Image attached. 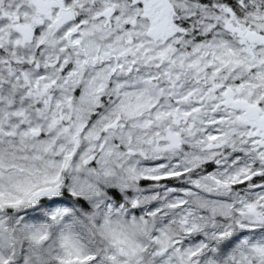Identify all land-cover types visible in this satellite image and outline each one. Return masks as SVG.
Wrapping results in <instances>:
<instances>
[{
	"label": "snow or ice",
	"instance_id": "snow-or-ice-1",
	"mask_svg": "<svg viewBox=\"0 0 264 264\" xmlns=\"http://www.w3.org/2000/svg\"><path fill=\"white\" fill-rule=\"evenodd\" d=\"M0 264H264V0H0Z\"/></svg>",
	"mask_w": 264,
	"mask_h": 264
}]
</instances>
